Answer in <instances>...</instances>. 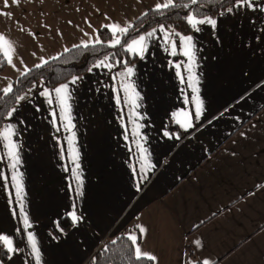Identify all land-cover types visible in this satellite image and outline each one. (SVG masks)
<instances>
[{
  "label": "crops",
  "instance_id": "0c3cea01",
  "mask_svg": "<svg viewBox=\"0 0 264 264\" xmlns=\"http://www.w3.org/2000/svg\"><path fill=\"white\" fill-rule=\"evenodd\" d=\"M164 2L0 0V13L11 14L0 15V35L14 48L0 49L12 56L0 91L95 42L98 29L127 28ZM253 3L211 16L215 28L178 36L147 29L132 39L146 37L143 58L129 52L135 59L122 67H94L101 59L16 102L0 127V236L14 249L0 264H36L29 234L39 264H86L118 234L139 237L140 226L138 243L158 264H264V0ZM181 36L192 37L194 61L183 55ZM64 84L67 110L54 92ZM10 126L16 170L2 135Z\"/></svg>",
  "mask_w": 264,
  "mask_h": 264
},
{
  "label": "trees",
  "instance_id": "16d2710c",
  "mask_svg": "<svg viewBox=\"0 0 264 264\" xmlns=\"http://www.w3.org/2000/svg\"><path fill=\"white\" fill-rule=\"evenodd\" d=\"M233 3L235 0H197V4L193 5L191 0H173L169 8L150 9L135 19L127 27V34H119L121 43L114 47L110 46L113 40L112 33L105 27L98 29L97 37L102 43H87L89 44L87 48L83 45L70 48L41 64L40 67L35 66L20 75L11 83V93L5 94L4 91H0V127L8 111L19 98L36 89L38 84L50 88L87 71L95 62L105 58L117 67H122L135 59L134 55L126 51V45L143 31L160 26L174 36L186 34L192 29L187 23L189 15L198 19L211 17ZM6 64L7 60L0 50V73ZM62 222L66 223L63 220ZM186 250L191 252L188 248ZM7 257L8 251L0 242V261L5 262ZM86 264H152V262L147 259L135 261L131 242L126 234L120 233L98 247Z\"/></svg>",
  "mask_w": 264,
  "mask_h": 264
},
{
  "label": "snow or ice",
  "instance_id": "6c2138e0",
  "mask_svg": "<svg viewBox=\"0 0 264 264\" xmlns=\"http://www.w3.org/2000/svg\"><path fill=\"white\" fill-rule=\"evenodd\" d=\"M20 0H11L12 4H19ZM173 3V0H165V2L162 5H157V9L159 10L160 8H164L167 9L169 8ZM3 4L4 7H8L9 6V0H3ZM191 4L195 5L197 4V0H191ZM234 7L235 8H240L243 9L245 7L248 8H252L254 9V3L253 0H235L234 3ZM229 12H232L233 9L229 8L228 9ZM0 15H7L10 16V13H0ZM187 23L189 25H191L192 28L196 29L197 31H199L200 29L197 28V25H203V24H209L211 25L213 28H215L216 26V20L211 18V17H206V18H200L198 19L196 16L193 15H189L187 17ZM105 27H109L110 32L112 33V44L110 46H117L121 43L120 39L118 38L119 34L123 33V34H127L128 32V28H124L121 27L117 24H113L111 26H105ZM161 31H163V27L161 28ZM155 34V30L153 32H149L147 33V37H152ZM181 40V44L184 48L183 51V55H185L186 57H188L190 60L194 61V54L192 52V37H180ZM96 44H100L102 43V41L99 39V37H97ZM4 46H7V49L14 51L13 45L11 44V42L9 40H7L3 35H0V49L4 48ZM83 47H89V44L85 43L83 45ZM175 50H176V44L175 42H172V53L175 54ZM67 51V50H66ZM126 51L131 52V53H135L141 56V58H143V53L146 51V37L144 35L139 36L138 39H134L132 40V42L128 45V47L126 48ZM3 55L5 56L7 62L9 64H12V56L9 55L8 51H4ZM119 63V61L117 62ZM101 66H106V67H111V65L107 64V58H105V60H101L98 64L94 65V67H101ZM37 67H40V65H37ZM180 66L177 65V68H179ZM189 71H191V67L188 69ZM89 71H91V69H89ZM132 74V69L128 68L127 69V75H131ZM123 75V74H122ZM177 75H180L179 72H177ZM79 79L78 77H74L73 80L71 81V83H75L76 80ZM190 87H192V84H189ZM5 94L7 93H11L12 92V87L11 85H9L6 89H4ZM55 92V99L56 102L61 106L62 110H67L70 105H69V99H70V92H69V85L68 84H64L61 87H58L54 90ZM42 95L48 97V102L49 104H52V98H51V94L45 90L43 93H41ZM19 99H24V97H20ZM13 111H15V109H13ZM11 115V114H9ZM200 110L199 107H197V111H196V119L199 120L200 118ZM187 130V129H185ZM3 135V139L5 141H7V143L5 144V147L8 148V157L9 159L12 161V168L14 170H16L17 165L19 164V157L17 155V151H16V144L11 140V136L14 135L13 129L10 126L8 129L5 130V132L2 134ZM167 135V133H166ZM178 138V137H177ZM75 163V161H73ZM146 177H142V179H144ZM14 180H16V188H17V194H19L20 191V183L19 180L16 176L13 177ZM78 179V178H77ZM137 190H139V187H137ZM78 195H81L82 193H77ZM21 213H23L24 209L23 206L21 204ZM80 218L76 216L75 212L72 213V221L73 223H77L78 220ZM25 223L27 224V217L25 216ZM30 227V225H29ZM139 233L140 236L138 237L136 234H130L127 236V239L131 242V247L133 249V256H134V260L135 261H141L142 259H147L148 261L151 262H155V264H158L157 258L155 256H153L152 254L149 253H144L138 243L139 239H142L144 234L146 233V229L143 226L139 227ZM0 240H3L5 245H7L8 248V252H13L14 249L12 247V241L10 239H8L7 237H3L0 236ZM28 241L31 244V248H32V252L35 254V258H36V264H39L40 262V252L39 249L37 248L36 245V241H35V237L32 236L31 234L28 235ZM115 242V241H114ZM198 243V242H197ZM203 264H208L207 261H204Z\"/></svg>",
  "mask_w": 264,
  "mask_h": 264
}]
</instances>
